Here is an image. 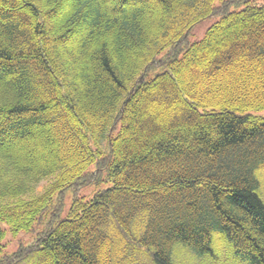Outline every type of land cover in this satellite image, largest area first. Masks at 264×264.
<instances>
[{"label": "trees", "instance_id": "16d2710c", "mask_svg": "<svg viewBox=\"0 0 264 264\" xmlns=\"http://www.w3.org/2000/svg\"><path fill=\"white\" fill-rule=\"evenodd\" d=\"M243 1L0 0V264H264V4Z\"/></svg>", "mask_w": 264, "mask_h": 264}, {"label": "rangeland", "instance_id": "374dc122", "mask_svg": "<svg viewBox=\"0 0 264 264\" xmlns=\"http://www.w3.org/2000/svg\"><path fill=\"white\" fill-rule=\"evenodd\" d=\"M248 4L251 5H258L261 6L264 4V0H244L243 2H240L239 4H231L229 11L235 12L240 11L246 8ZM221 19V16H215L212 18L207 19L206 21L199 24L194 31L191 34V37L189 39L190 43H195L197 41H201L208 29H210L215 23H217ZM45 184H42L39 189H41ZM94 188L93 187H86L79 189L77 191L76 196L77 197H83V196H91L93 194ZM71 197V194L70 196ZM36 238V233H20L19 235L15 236L11 233H8L7 238L4 242V245L6 247V252L9 254H12L16 252L20 247L22 246H29L33 244V241ZM184 256V255H183ZM186 259L182 260L183 264H199V263H191L190 259H188L186 256H184Z\"/></svg>", "mask_w": 264, "mask_h": 264}]
</instances>
